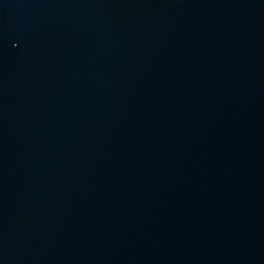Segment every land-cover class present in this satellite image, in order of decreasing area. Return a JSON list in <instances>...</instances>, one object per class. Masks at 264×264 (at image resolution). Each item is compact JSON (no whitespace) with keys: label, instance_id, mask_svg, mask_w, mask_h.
Returning <instances> with one entry per match:
<instances>
[{"label":"water","instance_id":"water-1","mask_svg":"<svg viewBox=\"0 0 264 264\" xmlns=\"http://www.w3.org/2000/svg\"><path fill=\"white\" fill-rule=\"evenodd\" d=\"M0 264H264V0H0Z\"/></svg>","mask_w":264,"mask_h":264}]
</instances>
